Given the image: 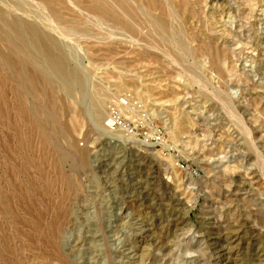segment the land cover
<instances>
[{"label": "rangeland", "instance_id": "obj_1", "mask_svg": "<svg viewBox=\"0 0 264 264\" xmlns=\"http://www.w3.org/2000/svg\"><path fill=\"white\" fill-rule=\"evenodd\" d=\"M0 16V264H224L237 230L256 238L243 262L264 252V0H0ZM14 24L58 46L69 87ZM123 95L174 151L109 144Z\"/></svg>", "mask_w": 264, "mask_h": 264}, {"label": "bare ground", "instance_id": "obj_2", "mask_svg": "<svg viewBox=\"0 0 264 264\" xmlns=\"http://www.w3.org/2000/svg\"><path fill=\"white\" fill-rule=\"evenodd\" d=\"M1 18L4 19L3 17H1ZM1 21L4 22L5 19H4V21L3 20H1ZM21 24H18V25L17 24H14V26H11L12 28L15 27L12 30L13 31V35L12 36L19 42L20 45H22L23 48H27L29 51L32 50V49H34V52L36 53V55L39 56V57H42V61H43L44 65L48 68V71L52 75L54 74V76L59 77L60 78V83L62 81L65 87H69L70 86L69 85L70 84V81H72V79H71L72 76H71V73H70L71 71H69L70 69L66 65V62H65V60L63 58L64 56L60 52H58V50H57V47L58 46L55 45L54 41H53V43H54V45H53L52 44V41L50 40V38H46V37H44V38H46L45 39L46 40V44H44V45L40 44L39 42H41L40 41L41 40V37H39L38 31L35 28L31 27V26L28 27V28L26 27L27 30H28V34L30 35L29 36V39L28 38H27L28 40L24 39L26 37V35H24L25 37L23 38L22 33H25V32H23L24 30H23V27L21 28V26H20ZM7 27L9 28V26H7ZM2 29H3V27H2ZM48 41H50V42H48ZM78 82H79V79H78ZM97 112H98L97 109L96 110L95 109H92V112L91 113L93 114L94 117H96L97 114H98ZM178 124H180V121H179ZM179 126H177V127H179ZM99 128L102 131L106 132V130L103 129L101 126H99ZM180 128H182V126ZM108 142H109V139H108ZM112 147H115V146L113 145ZM104 150H106V149H104ZM113 150H114V148H113ZM104 152H107V151H104ZM112 157H111V159H112ZM211 239H212V241H214L215 240V237L213 236V237H211ZM255 239L253 237H250V236L247 237V235L244 234V232H242L241 230H237L236 232H233L232 234H230L225 239V241L223 240L224 243L218 244V247H216V251H217L216 253H218L219 256H222V258H223L222 260H223L224 264H230V263L240 264V263H245L243 261H246V259L250 260L249 258L245 257L246 256L245 253H247V249H249V246L252 245L253 243H255L254 242ZM213 243H215V242H213ZM257 246H260V245H257ZM257 248L255 249L256 252H254V254H253L254 255L253 260L251 259L253 263H250V262L247 263L246 262L245 264H249V263L250 264H264V252L261 251L260 249L258 251Z\"/></svg>", "mask_w": 264, "mask_h": 264}, {"label": "built area", "instance_id": "obj_3", "mask_svg": "<svg viewBox=\"0 0 264 264\" xmlns=\"http://www.w3.org/2000/svg\"><path fill=\"white\" fill-rule=\"evenodd\" d=\"M135 111L141 113L137 119L132 116ZM101 127L110 134L108 139L112 145L127 142L136 147L152 149L160 156L175 150L162 126L150 117L144 105L127 95L108 106Z\"/></svg>", "mask_w": 264, "mask_h": 264}]
</instances>
